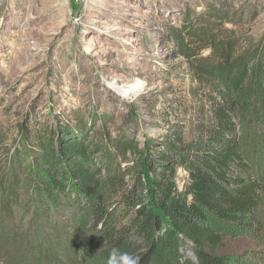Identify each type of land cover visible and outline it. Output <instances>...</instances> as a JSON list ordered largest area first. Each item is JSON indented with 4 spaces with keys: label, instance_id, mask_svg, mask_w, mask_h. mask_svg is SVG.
Returning a JSON list of instances; mask_svg holds the SVG:
<instances>
[{
    "label": "rangeland",
    "instance_id": "rangeland-1",
    "mask_svg": "<svg viewBox=\"0 0 264 264\" xmlns=\"http://www.w3.org/2000/svg\"><path fill=\"white\" fill-rule=\"evenodd\" d=\"M220 6L230 8L228 26L243 44L264 39V0H0L5 143L12 151L25 149L24 130L35 117L61 116L62 123L51 122L63 131L73 128L69 119L81 118L108 136L118 163L130 168V183L144 174L147 147L169 123H188L189 116L171 109L199 101L188 92L197 83L175 27L190 14ZM125 85L138 88L121 94L119 86ZM248 102L239 110L237 134L250 173L231 178L253 175L264 195V101ZM173 181L183 192V166L174 169ZM95 185L86 182L84 189ZM249 217L255 220L247 226L224 224V264H264V199ZM36 224L29 216L0 218V264H102L96 260L101 242L83 220ZM183 255L189 259L183 264H198L190 245Z\"/></svg>",
    "mask_w": 264,
    "mask_h": 264
},
{
    "label": "trees",
    "instance_id": "trees-1",
    "mask_svg": "<svg viewBox=\"0 0 264 264\" xmlns=\"http://www.w3.org/2000/svg\"><path fill=\"white\" fill-rule=\"evenodd\" d=\"M232 22L230 8L220 6L175 27L197 83L188 92L199 101L171 109L189 116L188 123H169L147 147L144 174L130 183V168L118 163L108 136L81 118L69 119L73 128L65 131L51 122L62 123L61 116L30 119L25 149L12 151L0 133V218L29 216L47 226L81 219L101 242L102 264L113 248L140 264L188 263L186 245L198 264H224V224L247 226L264 199L253 175L231 178L250 173L237 134L239 110L249 100L264 101V39L246 46ZM179 166L188 173L183 192L173 181ZM89 181L96 185L88 191Z\"/></svg>",
    "mask_w": 264,
    "mask_h": 264
},
{
    "label": "clouds",
    "instance_id": "clouds-1",
    "mask_svg": "<svg viewBox=\"0 0 264 264\" xmlns=\"http://www.w3.org/2000/svg\"><path fill=\"white\" fill-rule=\"evenodd\" d=\"M106 264H140V258L132 253L121 252L113 248L108 255Z\"/></svg>",
    "mask_w": 264,
    "mask_h": 264
},
{
    "label": "bare ground",
    "instance_id": "bare-ground-1",
    "mask_svg": "<svg viewBox=\"0 0 264 264\" xmlns=\"http://www.w3.org/2000/svg\"><path fill=\"white\" fill-rule=\"evenodd\" d=\"M139 85V84H138ZM138 88V86L136 85H125V86H119V91L121 94H131L134 91H136V89Z\"/></svg>",
    "mask_w": 264,
    "mask_h": 264
}]
</instances>
